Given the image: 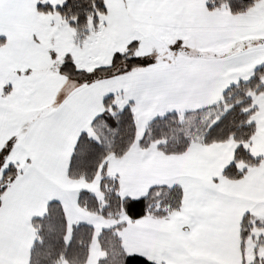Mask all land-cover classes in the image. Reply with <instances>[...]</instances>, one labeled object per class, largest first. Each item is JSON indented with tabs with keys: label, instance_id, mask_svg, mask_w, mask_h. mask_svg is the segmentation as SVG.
Here are the masks:
<instances>
[{
	"label": "snow or ice",
	"instance_id": "6c2138e0",
	"mask_svg": "<svg viewBox=\"0 0 264 264\" xmlns=\"http://www.w3.org/2000/svg\"><path fill=\"white\" fill-rule=\"evenodd\" d=\"M0 264H264V0H0Z\"/></svg>",
	"mask_w": 264,
	"mask_h": 264
}]
</instances>
